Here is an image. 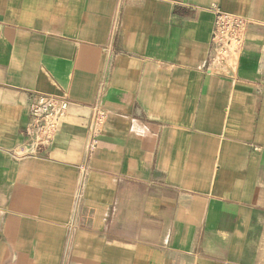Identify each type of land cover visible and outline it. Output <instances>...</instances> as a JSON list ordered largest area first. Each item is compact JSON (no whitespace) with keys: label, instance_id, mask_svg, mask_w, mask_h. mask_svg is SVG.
I'll list each match as a JSON object with an SVG mask.
<instances>
[{"label":"crops","instance_id":"1","mask_svg":"<svg viewBox=\"0 0 264 264\" xmlns=\"http://www.w3.org/2000/svg\"><path fill=\"white\" fill-rule=\"evenodd\" d=\"M0 264H264V0H0Z\"/></svg>","mask_w":264,"mask_h":264},{"label":"built area","instance_id":"2","mask_svg":"<svg viewBox=\"0 0 264 264\" xmlns=\"http://www.w3.org/2000/svg\"><path fill=\"white\" fill-rule=\"evenodd\" d=\"M250 19L217 10L211 34V45L216 47L222 57L236 53L242 46ZM70 101L65 97L37 94L28 109L29 125L25 129L28 145L37 148L53 140ZM95 121L102 122L106 113L95 107Z\"/></svg>","mask_w":264,"mask_h":264}]
</instances>
